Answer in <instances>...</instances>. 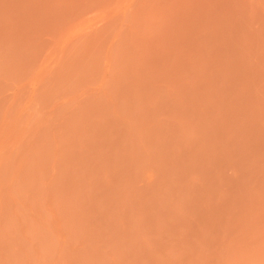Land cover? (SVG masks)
Instances as JSON below:
<instances>
[{"label":"rangeland","instance_id":"obj_1","mask_svg":"<svg viewBox=\"0 0 264 264\" xmlns=\"http://www.w3.org/2000/svg\"><path fill=\"white\" fill-rule=\"evenodd\" d=\"M0 264H264V0H0Z\"/></svg>","mask_w":264,"mask_h":264}]
</instances>
